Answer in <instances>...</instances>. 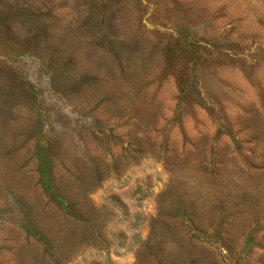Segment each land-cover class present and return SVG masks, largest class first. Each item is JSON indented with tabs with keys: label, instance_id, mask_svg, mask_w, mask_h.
Listing matches in <instances>:
<instances>
[{
	"label": "rangeland",
	"instance_id": "1",
	"mask_svg": "<svg viewBox=\"0 0 264 264\" xmlns=\"http://www.w3.org/2000/svg\"><path fill=\"white\" fill-rule=\"evenodd\" d=\"M0 264H264V0H0Z\"/></svg>",
	"mask_w": 264,
	"mask_h": 264
}]
</instances>
